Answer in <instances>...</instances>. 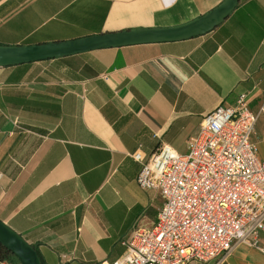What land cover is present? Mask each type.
Instances as JSON below:
<instances>
[{
  "label": "crops",
  "instance_id": "0c3cea01",
  "mask_svg": "<svg viewBox=\"0 0 264 264\" xmlns=\"http://www.w3.org/2000/svg\"><path fill=\"white\" fill-rule=\"evenodd\" d=\"M223 0H0V45L30 46L187 24ZM264 102V0H240L211 32L0 67V221L41 264L112 263L162 205L136 178L166 144L188 152L202 118ZM252 142L264 165V118ZM264 247V226L259 232ZM0 264H19L15 257ZM186 264H264L237 245Z\"/></svg>",
  "mask_w": 264,
  "mask_h": 264
},
{
  "label": "built area",
  "instance_id": "2783aa9c",
  "mask_svg": "<svg viewBox=\"0 0 264 264\" xmlns=\"http://www.w3.org/2000/svg\"><path fill=\"white\" fill-rule=\"evenodd\" d=\"M259 117L264 102L251 112L240 95L234 106H218L202 118L185 155L166 144L148 157L139 149L131 153L141 164L138 186L158 191L162 205L156 222L124 243L122 258L99 264L207 262L237 245L264 255V165L252 142Z\"/></svg>",
  "mask_w": 264,
  "mask_h": 264
},
{
  "label": "water",
  "instance_id": "95a60500",
  "mask_svg": "<svg viewBox=\"0 0 264 264\" xmlns=\"http://www.w3.org/2000/svg\"><path fill=\"white\" fill-rule=\"evenodd\" d=\"M239 1L223 0L206 14L177 27L135 29L30 46L0 45V67L67 57L100 49L177 42L202 36L220 25ZM0 245L7 249L19 264H41L36 249L2 221H0Z\"/></svg>",
  "mask_w": 264,
  "mask_h": 264
},
{
  "label": "trees",
  "instance_id": "16d2710c",
  "mask_svg": "<svg viewBox=\"0 0 264 264\" xmlns=\"http://www.w3.org/2000/svg\"><path fill=\"white\" fill-rule=\"evenodd\" d=\"M9 256H12L11 253L5 249L2 245H0V260H5Z\"/></svg>",
  "mask_w": 264,
  "mask_h": 264
}]
</instances>
